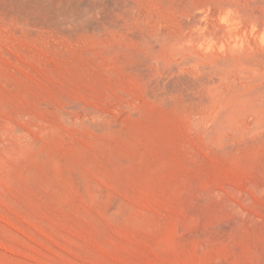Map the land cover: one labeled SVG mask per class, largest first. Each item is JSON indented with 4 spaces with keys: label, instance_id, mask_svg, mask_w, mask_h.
<instances>
[{
    "label": "rangeland",
    "instance_id": "obj_1",
    "mask_svg": "<svg viewBox=\"0 0 264 264\" xmlns=\"http://www.w3.org/2000/svg\"><path fill=\"white\" fill-rule=\"evenodd\" d=\"M0 264H264V0H0Z\"/></svg>",
    "mask_w": 264,
    "mask_h": 264
}]
</instances>
